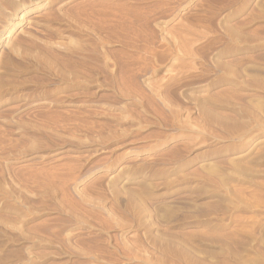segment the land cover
<instances>
[{"label":"rangeland","instance_id":"rangeland-1","mask_svg":"<svg viewBox=\"0 0 264 264\" xmlns=\"http://www.w3.org/2000/svg\"><path fill=\"white\" fill-rule=\"evenodd\" d=\"M42 2L0 42V264H264V0Z\"/></svg>","mask_w":264,"mask_h":264},{"label":"bare ground","instance_id":"bare-ground-1","mask_svg":"<svg viewBox=\"0 0 264 264\" xmlns=\"http://www.w3.org/2000/svg\"><path fill=\"white\" fill-rule=\"evenodd\" d=\"M42 1L43 0H0V42L5 35H10V32L15 28L16 25L21 24L24 16L27 15V13L34 6L35 8L43 7ZM44 1L46 2L47 0ZM19 14H22L20 18L18 17ZM34 19L31 20L32 23L35 22ZM15 20H17V22H15ZM27 23L29 24L30 22L27 21ZM22 33L25 32L22 31ZM20 42H23L20 40V37H17L11 41L9 38L7 41L9 50L12 51L17 49L20 46Z\"/></svg>","mask_w":264,"mask_h":264}]
</instances>
